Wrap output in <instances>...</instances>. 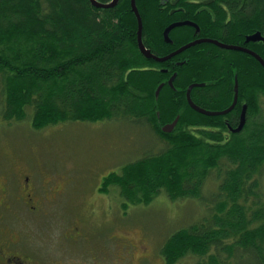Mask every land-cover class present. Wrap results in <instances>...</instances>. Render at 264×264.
Returning a JSON list of instances; mask_svg holds the SVG:
<instances>
[{
	"label": "trees",
	"instance_id": "1",
	"mask_svg": "<svg viewBox=\"0 0 264 264\" xmlns=\"http://www.w3.org/2000/svg\"><path fill=\"white\" fill-rule=\"evenodd\" d=\"M219 1L226 10L219 7V22L209 31L212 38L237 45L248 35L264 36V0ZM136 3L143 42L152 53L165 57L190 39L173 34L177 43L165 41L171 17L161 0ZM138 30L131 0H121L113 9L95 7L91 0H0L4 118L30 120L34 129L71 121L154 122L160 130L156 133L170 139V147L107 176V190L111 183L120 184L122 195L134 203H149L162 191L172 198L199 199L210 173L218 169L221 177L224 171L213 218L175 232L161 256L168 264L190 254L200 258L196 264H231L232 259L235 264H264V198L259 193L264 122L257 117L264 67L248 53L213 44L158 63L141 52ZM250 48L264 59L263 44ZM236 77L250 107V122L244 132L227 139V121L235 126L236 112L201 114L189 105L187 90L193 83L218 82L212 88H194L192 98L204 109L224 110L233 103ZM178 116L175 130L163 132V125ZM251 196L254 201L248 204Z\"/></svg>",
	"mask_w": 264,
	"mask_h": 264
},
{
	"label": "rangeland",
	"instance_id": "2",
	"mask_svg": "<svg viewBox=\"0 0 264 264\" xmlns=\"http://www.w3.org/2000/svg\"><path fill=\"white\" fill-rule=\"evenodd\" d=\"M3 103L0 81V152H11L9 160L5 161L15 169L30 163L48 175H63L66 179L65 193L58 202L48 207L54 219H43V223L49 222L55 229H60V261L86 255V251L102 250L100 235L108 233L113 236L114 230L118 237L123 238L126 229L129 232L127 244L133 248L136 264L144 255L149 258L145 264H168L161 253L170 236L182 228L212 219L216 213L215 202L219 200L224 175L223 171L219 177L218 169L213 170L204 181L199 199L172 198L162 191L149 203H134L122 195L120 184L106 183L107 186L110 184L107 190V176L122 172L129 163L160 154L170 147V139L156 133L159 129L154 122L141 121L136 125L133 124L136 122L127 119L71 121L34 129L30 120H6L1 110ZM261 105L257 117L264 122V97H261ZM223 162L222 166H226L227 163ZM260 179L262 186L259 193L264 198V167ZM126 183H131V179ZM253 201L251 196L248 204ZM76 221L82 223L88 238L80 242L63 238L69 224ZM113 225L118 228L114 229ZM30 227L26 224L28 233ZM41 230L44 238L34 237V240L38 243L43 240L45 245H49L48 249H52L58 240L50 237L52 231L42 226L37 228L35 236L40 235ZM111 242L113 262L118 264L121 242L116 239ZM128 251L124 252L126 256ZM199 259L190 254L174 264H196ZM231 264H235L233 259Z\"/></svg>",
	"mask_w": 264,
	"mask_h": 264
},
{
	"label": "flooded vegetation",
	"instance_id": "3",
	"mask_svg": "<svg viewBox=\"0 0 264 264\" xmlns=\"http://www.w3.org/2000/svg\"><path fill=\"white\" fill-rule=\"evenodd\" d=\"M97 1L100 2L99 0ZM112 1L114 0L104 4H109ZM208 1L209 0H161L163 8H170L169 14L171 21L167 27L174 23L192 22L196 24L178 26L171 31L170 35L176 34V37H179V39L181 36H183V38L187 35L190 36V39H187V42L181 47L202 39L216 40L211 37L212 35L209 31L219 22L218 15L221 12L219 7H223L225 10L226 7L219 0H213L211 3H208ZM170 39L172 41L169 42L171 45L178 42L175 41L172 36ZM246 39L240 41L236 46L252 50L250 47L253 45H264V42H247ZM207 44L213 43L204 42L196 46ZM182 63L183 62L180 61L177 62L178 65ZM236 79L239 84L238 77L235 78V84ZM202 84H204V86L199 87L212 88L219 85L218 82L211 80H206L202 82ZM246 106V125L242 132L247 129L248 123L250 122V107L248 102L242 99L239 91L238 103L233 110L236 112L238 121L234 123L235 126H232L229 121H227L229 128L226 132L227 139L231 137V134H234L233 130L240 125L242 112ZM228 118L229 117L226 119ZM10 155L11 152H4L3 154L0 152V264H114L113 254L111 253L112 239L121 242L120 247L122 251L118 264H136L134 261L133 248L131 249V246L127 244L129 232L126 229L123 231V238L118 237V234L114 233L113 229V236L108 235V233L106 235H100L103 247L102 250L92 253L86 251V255L83 254L71 260L60 261V229H55L49 222L43 223V219H54L48 207L50 204L58 202L60 197L65 193L66 179L63 175H48L45 171L33 167L30 163H26L24 168L15 169L5 161V159L9 160ZM27 219H36V221H29ZM26 224L31 226L29 233L26 229ZM81 224V222L77 221L69 224L62 237H66L72 242H80L85 237L88 238ZM41 226L50 229L52 234L49 236L58 240V243L52 249H48L49 245H45L43 240H41L40 243L34 240V237L40 239L44 238L42 230L40 231L41 236H35L37 228ZM113 228L116 229L118 226L113 225ZM56 248L57 252L55 253L54 249ZM127 249L129 250L127 252L128 256L124 253ZM148 261L149 258L147 259V256L144 255L138 264H145Z\"/></svg>",
	"mask_w": 264,
	"mask_h": 264
},
{
	"label": "water",
	"instance_id": "4",
	"mask_svg": "<svg viewBox=\"0 0 264 264\" xmlns=\"http://www.w3.org/2000/svg\"><path fill=\"white\" fill-rule=\"evenodd\" d=\"M119 1L120 0H114L111 3H109V4H104V3L98 2L97 0H91V2L93 3V5L95 7L103 8V9L114 8L115 6L118 5ZM212 1L213 0H209L208 3H211ZM131 5H132V10L136 14V16L138 18V23H139V30H138L139 48H140L141 52L143 53V55L147 59H150V60L152 59V60H154V61H156L158 63H164V62L172 59L173 57L185 52L186 50H188V49H190V48H192V47H194V46H196L198 44H201V43H204V42H210V43L216 44L217 46L225 48V49L242 51V52L248 53V54L252 55L253 57H255L262 64V66L264 67V59L259 54H257L256 52H254V51H252L250 49H247V48L239 47V46H236V45H228V44H224L222 42H219L217 40H211V39H202V40H198V41L189 43L186 46L181 47L177 51H175L172 54L167 55L165 57L157 56L154 53H152L151 50L147 49L146 45L143 42V20H142V17L140 15L136 0H131ZM186 24H188V25H196L195 23H192V22H185V23H174V24L170 25L169 27H167L165 29V32H164V37H165L166 42L167 43L172 42L171 39H170V33H171V31L173 29H175L178 26H182V25H186ZM246 41L247 42H264V36L262 35V33L257 32V33H255L253 35H248ZM176 76H177V73H175L172 76V78L170 79L169 84L171 86H174V81L176 79ZM199 86H204V84H202V83L201 84L200 83H193V84H191L189 86V88L187 90L188 103L192 107V109H194L195 111H197V112H199L201 114L207 115V116H225V115H228L230 112H232L234 110V108L236 107V105L238 103V98H239V84H238V80L237 79H236V84H235L234 101H233L232 105L228 109L222 110V111L207 110V109H204V108L200 107L199 105H197L194 102V100L192 98V91H193L194 88L199 87ZM163 87H164V83L161 84L158 87L157 92H156L157 99L160 97V94H161V91H162ZM246 109H247V106L244 108V110L242 112L240 125L238 126V128L233 130L234 133H240L245 128V125H246ZM179 121H180V116H178L173 123L165 125L163 127V132L172 133L175 130V128L177 127Z\"/></svg>",
	"mask_w": 264,
	"mask_h": 264
}]
</instances>
